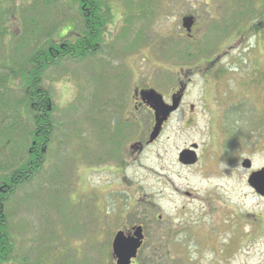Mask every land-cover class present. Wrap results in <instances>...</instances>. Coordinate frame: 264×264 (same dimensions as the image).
Listing matches in <instances>:
<instances>
[{
	"label": "rangeland",
	"instance_id": "1",
	"mask_svg": "<svg viewBox=\"0 0 264 264\" xmlns=\"http://www.w3.org/2000/svg\"><path fill=\"white\" fill-rule=\"evenodd\" d=\"M69 1L54 9L58 28L50 41L74 42L84 30L78 7ZM97 1L107 6L111 19L104 34L105 52L82 63L66 61L45 74L54 103L76 109L58 119L69 125L68 135L56 132L37 184L18 191L6 206L17 264H114L116 231L141 222L147 223L148 237L156 242L144 250L143 261L220 264L214 253L224 238L219 224L226 220L229 227H237L232 226L234 217L258 212L259 201L247 183L250 171L214 155V114L218 105H241L248 128L264 131V0L257 1L258 11L252 15L235 0ZM25 2L17 5L24 7ZM37 14L46 28L52 16ZM188 17L195 18L190 33L183 24ZM254 24H260V35L252 32ZM13 41L5 40L7 45ZM21 52L13 56H23ZM215 61L217 74L211 76ZM187 78L184 108L172 116L155 144L143 145L121 166V154L128 151L125 144H145L151 121L148 116L142 120L143 129L123 124L121 128L130 130H120L122 137L118 129L107 136L104 103L126 100L137 81L166 93ZM190 105L193 115H187ZM192 144L200 146L201 159L183 166L179 154ZM3 156L0 153V169L6 170L0 171V178L10 171ZM251 157L254 169L264 165V153ZM129 183L135 207L124 193Z\"/></svg>",
	"mask_w": 264,
	"mask_h": 264
},
{
	"label": "trees",
	"instance_id": "2",
	"mask_svg": "<svg viewBox=\"0 0 264 264\" xmlns=\"http://www.w3.org/2000/svg\"><path fill=\"white\" fill-rule=\"evenodd\" d=\"M18 1L21 0H0V153L4 154L3 160L10 170L0 178V264L20 261L10 233L6 206L18 191L37 184L56 132L59 129L68 135L69 125L58 119L66 115L65 112L70 116L72 108L76 109L72 104L60 108L54 103L45 85V74L66 61L82 63L100 56L106 48L104 34L111 23L107 6L97 0H71L79 9L84 30L74 42L55 43L49 40L58 28V22L53 19L59 15L54 13L55 7L63 6L67 0H25V5L28 4L22 5L24 7L18 6ZM257 1L235 0L244 6L246 14L251 12V15L258 11ZM40 11L47 12L49 18L52 16L44 29L39 17L35 18ZM260 15L264 16V9ZM14 27L18 28L16 32ZM251 27L255 35H260V24ZM8 37L14 41L7 45ZM20 51L24 52L23 56H13ZM5 170L0 169L1 172Z\"/></svg>",
	"mask_w": 264,
	"mask_h": 264
},
{
	"label": "flooded vegetation",
	"instance_id": "3",
	"mask_svg": "<svg viewBox=\"0 0 264 264\" xmlns=\"http://www.w3.org/2000/svg\"><path fill=\"white\" fill-rule=\"evenodd\" d=\"M193 29L194 27L192 28V30ZM105 50L106 48H104L100 54L102 55ZM218 62L219 61L214 62V66L211 68V72L214 71L215 73L216 70L214 69ZM214 73H211L209 75H213ZM184 74L186 75V73ZM185 81H188V78L186 80H180L177 84L173 83V86H171L166 93L154 89L148 83L142 86L137 81L133 84L134 86H132V91L129 98L125 100V98L119 97L118 99H116V101L114 100L113 102L104 103L106 104L104 105L105 112H102L106 116L104 126L108 131L107 136L113 137L112 133L114 134L115 130L118 129V134L122 137L123 132L119 131L126 130L125 128H121L123 124L127 125V127H130L131 130H133L134 127H136L137 129H143L142 120H144L148 116V120L151 121V127L147 135L145 144L140 143L137 140H131L127 144H125L124 147H127L128 151H126V154H121L122 157L120 161H123L121 163V166L125 165V163L127 165L128 161L126 160V158H130V160H132L133 156H135L139 152V150L143 148V145L150 146L155 144L159 140L162 131L170 122L172 116L176 115L184 108L185 97L188 93V84ZM151 91H155L157 94L161 95L163 98L162 102L153 100L149 94ZM179 98L181 99L178 101ZM174 102H177V108L171 111L166 119L165 114L166 112H168L169 108H172L174 106ZM214 103L216 105L219 104L217 99H214ZM243 110L244 109L241 108V105L232 106V104L229 103L223 106L218 105L217 112L214 114V127H217L218 129V131L216 132V135H218L216 143L217 151L214 153V155L221 154L223 157L222 160L227 164L236 162L241 163V167L247 171H250L249 175L251 176L254 172L264 170V165L258 169H254L253 158L251 157L256 153H264V131L250 130L248 128V119L242 114ZM193 112L194 106L190 105L187 115H193ZM209 114L211 115V112H209ZM164 119L165 121L163 123L160 135L155 141L150 143L151 134L156 126V120L162 121ZM187 122H189V119ZM130 129H127L125 132L127 133ZM140 135L141 133L139 131L138 136ZM223 136H225L226 138H224ZM193 145L197 144H192V146ZM192 146L186 149H191ZM199 151L200 146H198L196 152L198 159L197 163L193 165L181 164L183 166L197 165L199 163V160L201 159V154ZM248 151H254V153L252 155H244ZM232 156L234 158L233 161H228V159H230ZM246 161H249L250 168H246L244 166V163ZM116 164H118V159H116V162L113 165ZM117 169L119 168L117 167ZM250 176L247 180V183L253 190V192L257 195L259 201L258 212H255L253 214H251L250 212H244L241 218L238 216L237 218L234 217L232 226L237 224V227L235 228L229 227L226 224V220H224L222 227L219 224L220 236L224 238H221V241L216 250H214V253L216 254L217 258L220 259V264H264V189L261 193H258L250 185ZM123 183V179H121L120 185H123ZM129 186L131 187V183L126 186L127 189H125L124 193L131 201L129 203V205H131L133 204V195H131L133 192H130ZM146 203L150 204L151 202L146 201ZM136 204L137 203H134L133 207H135ZM155 220L156 222H160L161 217L158 216L157 218H155ZM139 227H141L143 230L144 239L142 241V245L138 251L136 259H133L131 264H150V262L143 261L141 259L142 253L144 252V250L148 249V245L156 243L148 237L147 223L141 222L138 225L119 229L116 231L115 236L118 232L122 231L127 237H134L135 231ZM159 246L160 242H157L156 249ZM114 262V264H116L115 258Z\"/></svg>",
	"mask_w": 264,
	"mask_h": 264
},
{
	"label": "water",
	"instance_id": "4",
	"mask_svg": "<svg viewBox=\"0 0 264 264\" xmlns=\"http://www.w3.org/2000/svg\"><path fill=\"white\" fill-rule=\"evenodd\" d=\"M195 23L194 17H188L183 19L184 28L190 33ZM150 97L155 100L162 102L163 98L161 95L157 94L155 91H151ZM181 98L178 99V101ZM177 108V102H174V106L169 108L168 112H166L165 116L170 114L171 111ZM165 119L162 121L156 120V126L154 131L151 134L150 143L155 141L160 132L162 130V126ZM197 145H193L191 149H186L181 152L179 155L180 163L184 165H193L197 163ZM246 168H250L249 161L244 163ZM250 185L258 192L261 193L264 189V170H260L252 173L250 176ZM144 239L143 230L141 227L137 228L135 231L134 237H127L124 232L120 231L114 237L112 243V253L116 260V264H131L133 259H136L138 255V251L142 245V241Z\"/></svg>",
	"mask_w": 264,
	"mask_h": 264
},
{
	"label": "bare ground",
	"instance_id": "5",
	"mask_svg": "<svg viewBox=\"0 0 264 264\" xmlns=\"http://www.w3.org/2000/svg\"><path fill=\"white\" fill-rule=\"evenodd\" d=\"M207 180H208L207 178H203L202 181H204V183L207 184ZM196 199H197L199 202L203 200L201 196L197 197Z\"/></svg>",
	"mask_w": 264,
	"mask_h": 264
}]
</instances>
